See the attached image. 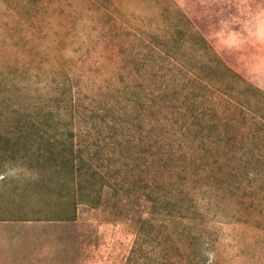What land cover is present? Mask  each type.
<instances>
[{"label":"rangeland","instance_id":"rangeland-1","mask_svg":"<svg viewBox=\"0 0 264 264\" xmlns=\"http://www.w3.org/2000/svg\"><path fill=\"white\" fill-rule=\"evenodd\" d=\"M9 168L0 264H264V0H0Z\"/></svg>","mask_w":264,"mask_h":264},{"label":"clouds","instance_id":"clouds-1","mask_svg":"<svg viewBox=\"0 0 264 264\" xmlns=\"http://www.w3.org/2000/svg\"><path fill=\"white\" fill-rule=\"evenodd\" d=\"M19 174H20L19 169L9 168L5 172L0 174V179H3L4 177L18 178Z\"/></svg>","mask_w":264,"mask_h":264},{"label":"trees","instance_id":"trees-1","mask_svg":"<svg viewBox=\"0 0 264 264\" xmlns=\"http://www.w3.org/2000/svg\"><path fill=\"white\" fill-rule=\"evenodd\" d=\"M212 52H213V50L212 49H210ZM214 53V52H213ZM216 54V53H215ZM217 59V61L221 64V63H224V62H222V60L220 59V58H216ZM74 210H72V212H73ZM74 215V213L72 214V216ZM68 218H69V216H68Z\"/></svg>","mask_w":264,"mask_h":264},{"label":"crops","instance_id":"crops-1","mask_svg":"<svg viewBox=\"0 0 264 264\" xmlns=\"http://www.w3.org/2000/svg\"><path fill=\"white\" fill-rule=\"evenodd\" d=\"M0 223H7V220H4V219L3 220H0Z\"/></svg>","mask_w":264,"mask_h":264}]
</instances>
